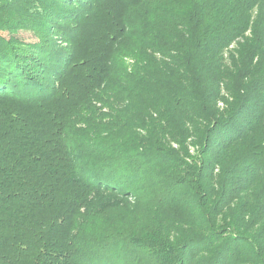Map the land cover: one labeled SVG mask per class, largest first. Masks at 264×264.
Listing matches in <instances>:
<instances>
[{"label":"trees","instance_id":"16d2710c","mask_svg":"<svg viewBox=\"0 0 264 264\" xmlns=\"http://www.w3.org/2000/svg\"><path fill=\"white\" fill-rule=\"evenodd\" d=\"M117 1L127 11L144 2L0 0L16 6L8 12L22 9L65 35L77 34L73 28L97 8H106L109 21L104 35L87 40L86 54H68L17 39L21 19L0 17V264H264V87L253 80L250 59L230 69L236 84L218 74L245 24L230 15L239 30L223 37L210 22L208 34L201 14L196 25L204 31L196 36L189 19L160 9L164 26L148 24L154 42L144 44L145 59L118 71L117 58L98 55L96 45L129 30ZM208 54L219 67L207 79L206 67L195 72L194 65ZM145 83L171 106H153L131 122L130 99ZM108 94L123 106L117 116L99 115ZM128 123L133 131L121 135ZM129 200L151 220L177 204L183 214L165 235L159 217L139 236H108L89 249L78 232L85 216Z\"/></svg>","mask_w":264,"mask_h":264},{"label":"rangeland","instance_id":"374dc122","mask_svg":"<svg viewBox=\"0 0 264 264\" xmlns=\"http://www.w3.org/2000/svg\"><path fill=\"white\" fill-rule=\"evenodd\" d=\"M143 1L144 2H142L140 7L138 6L131 11L126 10L128 6L125 7V4L127 3L117 1L120 6L116 14L119 13L121 16L126 17L128 20L129 30L124 34H122V32L115 33L110 40L113 41L112 44L109 42L106 43L105 41L96 43L99 50L97 53L98 55L103 53V56L117 58V62L113 65L114 69L122 71V69L126 70L131 68L135 65V57H139L142 60L145 59V57H143V53H141L144 44H147L148 41L154 42V37L153 34L150 35L148 24H152L153 26L160 28L164 26V21L156 17V12L161 9L163 13L171 11L178 16V18L189 19L190 31L197 34L196 36H198L202 28H205L208 34H213L214 29L218 32L224 30V35L226 36L223 37H227V35H229L228 33L240 29L237 25H233L231 27L233 20L235 23L243 22L245 24L244 31L240 33L238 32L237 37L238 39L240 38V42L235 43L230 41V39H227L230 42L227 44V49H225L224 53H222L225 56L224 67L228 69L224 68L223 71L218 72V74L224 73L227 78V83L236 84L238 82V76L229 75V73L232 72L230 69L234 63L236 64V67H239L242 64V59H250L254 65V74L252 78L264 87V0H234L236 4L233 3L234 1L228 3L230 0ZM188 2H190L189 4L191 6H196L197 8L184 7ZM12 7L15 8L16 6H0V17L3 16V14L8 18L12 17V15H16V17L21 19L22 22L16 24L17 30L14 33L17 39L22 40L25 43L32 44L45 43L56 47V49L62 48L66 50L68 54L73 53L75 49L81 50V54H86L87 40L92 39L96 35H104L105 27L108 26L109 22L105 13L106 8H97L94 10L95 12L86 16L87 20L84 23L82 22L80 25L73 28L77 31V34L72 32V34L65 35L60 32V28H52L45 21H37L34 23L33 18H28L24 15L25 11L22 9L14 10L12 13L8 12V10H11ZM25 7L26 4L24 3L23 9H25ZM249 8L250 10H248ZM199 15L204 18V27L201 29H199L196 25L197 17ZM230 15L233 20L228 18ZM3 18L6 19L5 16H3ZM24 18H26L25 21ZM210 22H217L216 24L219 28H210ZM19 25L27 28H18ZM59 25L64 27V29L68 27L61 21H59ZM147 31H149V33L146 36L145 34ZM202 31L204 30L202 29ZM152 38L153 40H151ZM82 41L85 43L83 44ZM224 41L225 38H223L222 42ZM140 44L141 46L139 47ZM216 59L217 55L213 56L212 54H208L205 60L194 65L195 72L202 69V66L203 68L206 67L202 71L204 72L203 75L206 76L205 78L208 79V76L211 73L214 76V72H216V69L219 67V62L216 61ZM212 64L215 65V68L210 72ZM180 76L192 79V77L190 78V76L183 73L180 74ZM209 79L214 82L211 75ZM145 85L146 86L143 85L141 87H136L137 94L134 98L130 99V106L132 110L136 112V115L131 122H134V120L143 121L147 118L146 114L152 111L153 106L160 105L159 107L161 108H163L165 104H170L171 106V98L167 100L168 96L166 94L163 92L158 93L153 88H149L148 84L145 83ZM117 86L118 84L115 88ZM188 86L191 87L193 84H188ZM112 88L113 86L111 85V89ZM130 89L134 90L135 88L130 86L129 90ZM222 97L225 99L229 98V95L225 92L224 87H222ZM103 103L104 106L102 104L97 106L100 108L99 115L102 114L108 117H114L119 115V111L123 108L122 105L117 104L110 99L109 94L106 95ZM219 107L224 108V105L220 103ZM174 116L176 117L177 113H175ZM174 116L171 118L176 120ZM92 119V115L87 116V121ZM124 126L126 127H122L121 135L130 134L134 129L132 128L133 125L131 126L129 123ZM174 147L176 148V146ZM189 152L194 155V148L190 147ZM129 201L128 205L125 206H114L112 208L107 207L102 212L97 214H94L92 211V213L86 215L82 220V223L78 226V232L82 236V238H80L81 241L84 243L86 242V246L89 247V249H93V246L99 239H106L108 236H118L120 233L124 235L127 234L129 236H139V233H142L149 224H159L160 221L164 228L163 234L165 235L168 229L171 228L175 222L174 217L178 216L180 213L183 214V208H181L182 206L177 204L170 207L171 211L165 209L163 213H157L158 218H152L151 220L148 212H146L143 207L141 209V206L138 204L133 205V200ZM107 251V253H115L116 250L112 249Z\"/></svg>","mask_w":264,"mask_h":264}]
</instances>
